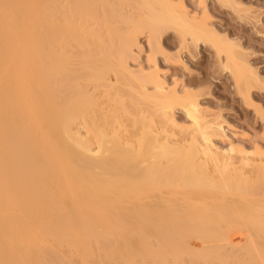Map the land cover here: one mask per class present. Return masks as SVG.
<instances>
[{
  "label": "bare ground",
  "instance_id": "1",
  "mask_svg": "<svg viewBox=\"0 0 264 264\" xmlns=\"http://www.w3.org/2000/svg\"><path fill=\"white\" fill-rule=\"evenodd\" d=\"M170 1L0 0V264H264L255 152L217 149L194 96L125 60L174 30L250 93L241 52Z\"/></svg>",
  "mask_w": 264,
  "mask_h": 264
},
{
  "label": "rangeland",
  "instance_id": "2",
  "mask_svg": "<svg viewBox=\"0 0 264 264\" xmlns=\"http://www.w3.org/2000/svg\"><path fill=\"white\" fill-rule=\"evenodd\" d=\"M171 1L177 8L184 7L185 16L188 15L190 18H187L190 20L195 16L199 23L201 22L199 19H206L203 26L204 29L208 28L206 30L208 35L213 34L214 31L213 36H217L219 41L222 40L221 42L228 47L232 44L233 48H230L233 51L235 48V54L240 55L239 52H241L242 58L246 59H242L246 68L250 67L249 72L253 71L258 81H255L257 80L255 76L251 77V90H248L250 93L243 89H236L238 87L234 79L223 67L226 61L222 53H216L212 45L204 44V42L194 45L189 37H185V42L181 41L182 37L179 33L169 29L160 30L155 41V37L151 38L147 31L141 34L136 45L130 48L126 56L125 60L129 69L138 71L141 67L146 71L145 73L155 71L158 82H162L165 90L175 89L181 95L188 93L194 96L204 116L203 119L213 124L210 127V136L217 149L227 151L229 149L227 147L230 146L236 147L235 149L241 147L248 151L250 156L253 151L260 154L259 156L261 154L264 156V0H227L226 2L229 3L225 2L227 6L223 4L225 0H222L223 3L219 0ZM129 10L125 9V15L132 12ZM81 14L76 13V18L84 21L85 25L90 24L92 29L94 25L88 20V15L86 16L89 13L86 11ZM195 18L194 20L197 21ZM65 24L67 25L66 22H62V26H66ZM74 30L72 33L75 35L78 30ZM98 31L94 32L98 34ZM227 41L228 43H225ZM236 49L239 51L237 52ZM114 77L111 75L108 79L111 84H114L116 80ZM147 90L152 93L154 87L148 85ZM240 91L244 93L239 94ZM99 99L103 101L102 98L98 97V101ZM174 117L179 125L186 127L185 125L189 123L182 110H176ZM211 125L209 123V126ZM80 131L84 134V129L81 128ZM178 138L179 135L176 139ZM256 149H259V152L255 151ZM255 153H253L254 158H250L252 164L258 163L264 166V157H257ZM67 247L64 243L59 249L61 252L64 251L65 253L62 254L66 256L69 255ZM68 259L67 261L71 264H82L77 258ZM95 262L97 263L92 261L89 264Z\"/></svg>",
  "mask_w": 264,
  "mask_h": 264
}]
</instances>
